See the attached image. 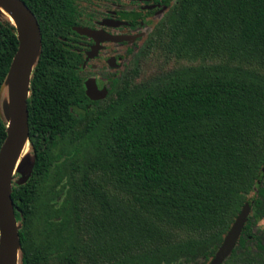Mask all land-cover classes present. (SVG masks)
<instances>
[{
  "label": "trees",
  "instance_id": "trees-1",
  "mask_svg": "<svg viewBox=\"0 0 264 264\" xmlns=\"http://www.w3.org/2000/svg\"><path fill=\"white\" fill-rule=\"evenodd\" d=\"M24 1L42 48L28 98L34 167L12 186L18 264H211L246 202L222 264H264V0H179L100 100ZM18 45L4 17L0 148ZM157 54L187 63L144 76Z\"/></svg>",
  "mask_w": 264,
  "mask_h": 264
},
{
  "label": "water",
  "instance_id": "water-1",
  "mask_svg": "<svg viewBox=\"0 0 264 264\" xmlns=\"http://www.w3.org/2000/svg\"><path fill=\"white\" fill-rule=\"evenodd\" d=\"M13 16L0 9V21L4 17L16 27L18 49L7 77V96L2 103V111L8 120L7 135L0 148V264H18L20 249L19 225L12 198V186L16 173L19 184L25 183L33 171L34 163L27 152L29 142V108L31 81L34 68L42 48L40 25L36 15L24 0H0ZM90 35H99L101 40L133 41L136 35H112L104 31L81 29ZM86 93L93 100L103 99L108 94L106 87L99 88L95 78L86 81ZM251 213V205L246 202L226 233L211 264H222L232 253ZM15 262V263H14Z\"/></svg>",
  "mask_w": 264,
  "mask_h": 264
},
{
  "label": "flooded vegetation",
  "instance_id": "flooded-vegetation-1",
  "mask_svg": "<svg viewBox=\"0 0 264 264\" xmlns=\"http://www.w3.org/2000/svg\"><path fill=\"white\" fill-rule=\"evenodd\" d=\"M178 1L30 0L38 17L44 23L51 45L63 50L65 54L76 57L75 64L67 67L77 72L85 93L86 81L89 78H95L99 88H107L105 85L107 76L113 73L116 75L125 68L131 54L142 46L145 38H148L146 30L149 25L152 24L154 28ZM155 10H157L155 13L158 11L159 13L155 14L156 20L150 23ZM81 29L137 37L133 41L101 40L104 36L90 35L81 32ZM123 45L126 47L121 51Z\"/></svg>",
  "mask_w": 264,
  "mask_h": 264
},
{
  "label": "rangeland",
  "instance_id": "rangeland-1",
  "mask_svg": "<svg viewBox=\"0 0 264 264\" xmlns=\"http://www.w3.org/2000/svg\"><path fill=\"white\" fill-rule=\"evenodd\" d=\"M157 10H155L153 12V15H154V18L152 20H150V23H152L153 21H155V14L159 13V11L157 13H155ZM162 11V9H161ZM152 24L149 25V27L147 28V36L150 35V33L152 32ZM146 39V38H145ZM145 39L143 40V43L145 42ZM126 45H123L122 48H121V51H123L125 49ZM156 58H149L147 61H143L142 62V69L144 70L143 71V74L144 76L145 75H148L150 74L152 71L156 70L158 66H163V67H166V68H171V67H174L175 65H180V64H186L187 61L183 60V61H179L177 60L176 58L174 57H170V58H163L161 55L157 54L155 55ZM129 58V57H128ZM130 59V58H129ZM128 59V60H129ZM204 61L208 62L209 60L205 59ZM195 62H201V60H197ZM21 176L20 173H16L15 174V177L16 178H19ZM253 192L249 191V192H244V196L249 199L253 196ZM259 226L264 228V218H262L260 221H259Z\"/></svg>",
  "mask_w": 264,
  "mask_h": 264
},
{
  "label": "bare ground",
  "instance_id": "bare-ground-1",
  "mask_svg": "<svg viewBox=\"0 0 264 264\" xmlns=\"http://www.w3.org/2000/svg\"><path fill=\"white\" fill-rule=\"evenodd\" d=\"M0 9H1L6 15H8L9 17H10V15L13 16L12 11H11L8 7L2 5L1 3H0ZM14 263H15V262H14Z\"/></svg>",
  "mask_w": 264,
  "mask_h": 264
}]
</instances>
